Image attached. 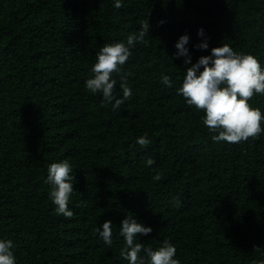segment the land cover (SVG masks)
Instances as JSON below:
<instances>
[{"label":"trees","instance_id":"trees-1","mask_svg":"<svg viewBox=\"0 0 264 264\" xmlns=\"http://www.w3.org/2000/svg\"><path fill=\"white\" fill-rule=\"evenodd\" d=\"M147 22L113 74L116 96L121 75L132 89L113 109L84 81L104 43ZM199 28L209 49L192 47L203 39ZM183 33L192 63L227 43L264 64V0H121L119 8L113 0H0V237L13 241L16 264H128L118 234L126 215L151 225L144 245L172 242L180 264L264 258V132L210 139L203 110L176 92L187 67L173 56ZM249 102L264 111V94ZM144 132L150 143L141 146ZM63 158L73 165L71 217L56 213L44 182L48 164ZM105 220L111 245L94 232Z\"/></svg>","mask_w":264,"mask_h":264},{"label":"clouds","instance_id":"clouds-1","mask_svg":"<svg viewBox=\"0 0 264 264\" xmlns=\"http://www.w3.org/2000/svg\"><path fill=\"white\" fill-rule=\"evenodd\" d=\"M113 6L119 8L121 0H113ZM158 23L164 21L161 19ZM149 28V22L142 23L125 40L104 43L96 53L95 62L90 68L92 75L85 79L84 85L93 94L99 92L101 102H110L113 109L118 108L122 99L132 95V89L125 82V75L120 76L118 83L122 96L115 95L117 79L113 74L121 72L122 66L132 54V48L136 42L144 39ZM197 36L203 39L192 47L209 49V37L203 28L197 29ZM188 42L189 35L183 33L174 44L176 51L173 56L183 57V64L187 65L176 92L185 98L187 105L203 110L201 119L211 133L210 139L213 142L234 143L264 132V111L249 102L254 93L264 94V64L254 54L235 51L227 43L211 47L208 54L200 55L192 63ZM160 80L165 86L173 83L168 74H161ZM136 142L141 146L148 145L150 137L144 132L136 137ZM153 163L151 157L146 158V165ZM46 171L44 182L50 185L48 195L55 205L56 213L71 217L73 212L68 207V201L74 191L73 165L67 158H63L49 163ZM160 177L157 171L152 179L159 180ZM112 225L111 220H105L94 228L105 245L112 243ZM151 231V225H146L135 215H126L119 226L118 234L124 241L120 256L128 264H180L176 258V246L168 239L162 240L155 249L139 240L140 236ZM12 247L11 239L0 237V264H16ZM252 264H264V258L253 260Z\"/></svg>","mask_w":264,"mask_h":264}]
</instances>
